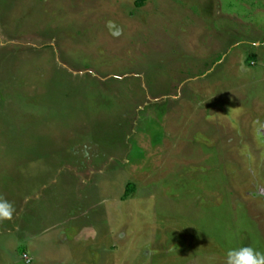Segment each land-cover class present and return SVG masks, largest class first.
Segmentation results:
<instances>
[{"label": "rangeland", "instance_id": "1", "mask_svg": "<svg viewBox=\"0 0 264 264\" xmlns=\"http://www.w3.org/2000/svg\"><path fill=\"white\" fill-rule=\"evenodd\" d=\"M0 197V264L264 252V0H0Z\"/></svg>", "mask_w": 264, "mask_h": 264}, {"label": "clouds", "instance_id": "2", "mask_svg": "<svg viewBox=\"0 0 264 264\" xmlns=\"http://www.w3.org/2000/svg\"><path fill=\"white\" fill-rule=\"evenodd\" d=\"M15 208L11 202L0 197V221L11 220ZM225 264H264V252L245 246L227 251Z\"/></svg>", "mask_w": 264, "mask_h": 264}, {"label": "built area", "instance_id": "3", "mask_svg": "<svg viewBox=\"0 0 264 264\" xmlns=\"http://www.w3.org/2000/svg\"><path fill=\"white\" fill-rule=\"evenodd\" d=\"M25 257H26L27 260H29V261L31 260V258L29 257V255H25Z\"/></svg>", "mask_w": 264, "mask_h": 264}]
</instances>
